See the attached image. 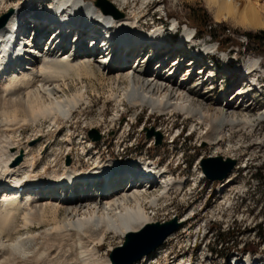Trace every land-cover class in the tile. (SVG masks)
Returning a JSON list of instances; mask_svg holds the SVG:
<instances>
[{"label": "bare ground", "instance_id": "obj_1", "mask_svg": "<svg viewBox=\"0 0 264 264\" xmlns=\"http://www.w3.org/2000/svg\"><path fill=\"white\" fill-rule=\"evenodd\" d=\"M205 1L217 8V19L227 16L245 27L264 29L263 0ZM99 2L32 0L11 6L6 0H0V8L9 13L5 26L0 28V134L15 133L21 123L38 124L41 117L51 118L55 125L56 115L68 118L80 105L86 104L88 99L83 89L60 98L59 94L69 89L71 77L73 82L79 83L86 77L99 85L108 82L111 89L122 88L119 96L109 94L118 108L123 109L126 103L133 109L147 108L151 115L179 114L184 119H193L197 125L205 126L202 137L216 142L241 130L253 133L264 122V112L249 115L244 101L241 104L224 102L228 93L242 96L239 81L249 77L256 62L249 61L240 77L234 78L233 71L221 73L229 79V87L210 102L201 92L215 76H211V68L204 69L200 62L205 55L214 53V47L207 43L182 47L192 32L188 26L182 29L179 43L173 45L169 42V33L175 29V22L171 30L155 28L146 32L138 17L121 12L129 0H117L120 12L111 7L108 10L107 5ZM43 6L45 10L41 11ZM28 8L38 14L36 28L31 34L24 33L14 44L12 29L18 22H26ZM56 32L60 35L54 38ZM68 38L70 47H67ZM98 39L101 45L96 46ZM43 43L45 46L41 47ZM104 44L109 46L106 50ZM144 48L148 53L142 55ZM153 48L160 49L149 52ZM96 54L103 57L96 59ZM149 54L156 60L151 73L143 70ZM182 68H185L184 78L176 83L174 77ZM164 70L166 76H162ZM192 83L193 89L188 87ZM135 115L136 112L132 117ZM117 116L116 113L114 118ZM5 141L0 145V264H111L107 256L98 257L99 248L108 236L121 241L127 233H137L154 223L151 213L184 185L183 179H175L166 168L159 169L148 160H143L142 167L137 165L141 159L132 163L133 159L122 167L116 161H103L98 153L91 157L96 159L87 171L79 172L62 163L60 174L54 171L47 176L49 168L42 174L36 171L39 154V159L31 155L18 165L17 159L27 155L30 148L22 147L12 137ZM66 142L71 147L69 138ZM86 143L82 139L81 145ZM90 148L91 144L89 150L83 147L86 157L92 154ZM108 168L112 177L106 182L91 178L92 174L102 175L101 170ZM126 175L134 176V180H124ZM67 183L69 187H64ZM56 186L64 188L55 190ZM19 189L25 190L24 196L17 193ZM147 260L145 257L141 261ZM237 260L232 264L258 261L264 264L261 259Z\"/></svg>", "mask_w": 264, "mask_h": 264}, {"label": "rangeland", "instance_id": "obj_2", "mask_svg": "<svg viewBox=\"0 0 264 264\" xmlns=\"http://www.w3.org/2000/svg\"><path fill=\"white\" fill-rule=\"evenodd\" d=\"M6 1L7 5L13 6L18 2L25 4L32 0ZM104 1L119 11L117 0ZM105 8L109 10V6ZM121 9L126 15L138 17L146 32L155 28L171 30L174 22H179L182 29L188 26L196 33L199 31L196 44L207 43L215 49L212 59L217 64L211 70L215 77L205 91L201 92V95L205 94L204 99L210 102L229 87V79L221 73L233 71L236 73L234 78L240 77L249 61L256 62L253 73L239 81L242 96L228 93L224 96V102L228 100L241 104L244 101L249 115L264 112V66L257 55L244 51L242 43L245 39L241 35L245 31L264 29L245 27L227 16L217 19V8L207 4L205 0H129L128 5ZM200 9H205L212 21L207 27L204 26L202 12L198 11ZM27 10L30 11L31 8ZM43 10L45 8L41 9ZM4 11V7H1L0 18L8 13ZM222 23L225 26H221ZM225 27L230 30L223 32ZM172 39L171 36L169 42H173ZM85 45L87 41L84 47ZM44 46V43L41 44V47ZM216 48L220 50L218 53H215ZM152 55L149 54L143 66V70L148 73L152 72L156 61ZM100 56L103 57L96 54V59ZM165 70L162 76L167 75ZM184 70L182 68L175 75L174 82H181ZM71 78L67 79L69 89H64V93L59 94L60 98L69 97L83 89V95L88 99L86 104L80 105L68 118L56 115L55 125L51 118L41 117L38 124L26 126L21 123L15 133L4 131L5 133L0 134V145L12 137L22 147L30 148L27 155L21 156L18 165L29 160L31 155L37 158L39 154L40 159L37 158L39 161L35 164L36 171L42 174L45 168H49L46 175L50 176L54 171L61 173L62 163L79 172L87 171L93 167L96 157H91L93 154L96 156V153L103 161H116L122 167L131 163V158L148 160L155 167L160 166H157L159 169L166 168L175 179L184 181L181 189L171 193L169 200L151 213L154 223L169 221L174 217L183 223L147 261L137 264H176L180 261H190L191 264H232L235 259L245 261L247 258L253 262L261 259L264 263V122L253 133L241 130L229 133L226 138L216 142L204 139L202 134L205 126L197 125L193 119H184L179 114H174L173 117L151 115L147 108L133 109L126 103L123 109L118 108L109 97L112 93L121 95L122 88L111 89L108 82L104 81V84L99 85L86 77L79 84ZM59 83L58 79L57 84ZM194 85L188 84V87L193 89ZM133 112H136L134 118ZM116 113L118 116L114 118ZM93 130L100 137L97 142L89 136V132ZM148 131L160 134L162 143L155 145L156 136L147 138ZM67 138L71 140V147L66 142ZM82 139L88 143L81 145ZM49 141L51 143L48 145ZM90 144L92 154L86 157L83 147L89 150ZM20 155L21 153L15 159ZM215 156L236 159L237 165L227 177L228 182H210L204 178L200 161ZM110 158L114 160H109ZM158 190L159 188L155 192ZM123 241L124 239L120 241L117 237L108 236L107 241L99 248V259L106 256L109 258L110 252L121 246ZM258 263L259 261L256 264Z\"/></svg>", "mask_w": 264, "mask_h": 264}, {"label": "water", "instance_id": "obj_3", "mask_svg": "<svg viewBox=\"0 0 264 264\" xmlns=\"http://www.w3.org/2000/svg\"><path fill=\"white\" fill-rule=\"evenodd\" d=\"M99 3L111 7L104 0H100ZM8 16L9 13L0 18V28L5 26ZM152 135L156 136L155 145H160L162 143L161 135L148 131L147 138H150ZM89 136L94 142L100 139L95 130L89 132ZM20 160L21 157L16 162L18 163ZM236 165L237 161L235 159H223L221 156L207 157L200 161L201 171L210 182L224 181ZM181 226L182 223L178 221L177 217H174L169 221L147 224L137 233H127L123 244L110 252L109 259L111 264H135L141 261L160 248L165 240L180 229Z\"/></svg>", "mask_w": 264, "mask_h": 264}, {"label": "trees", "instance_id": "obj_4", "mask_svg": "<svg viewBox=\"0 0 264 264\" xmlns=\"http://www.w3.org/2000/svg\"><path fill=\"white\" fill-rule=\"evenodd\" d=\"M198 11L202 12V14H203L202 18L204 19V26L205 27L209 26L212 23V21L208 17V15L206 14V10L200 9ZM221 26H225V23H222ZM210 29H212V28H210ZM227 29L228 28L225 27L222 29V31L225 32V30H227ZM228 30H230V29H228ZM197 33H199L198 30H197ZM237 33L234 32V34H237ZM210 35H211V33H210ZM241 35L245 39L244 43H242V47H243L244 51H247V52H250V53L257 55L258 58L260 59V63H262L264 66V30L245 31L244 33H241ZM219 236L223 240V238H222L223 236L221 234ZM212 252H214V251L212 250Z\"/></svg>", "mask_w": 264, "mask_h": 264}]
</instances>
